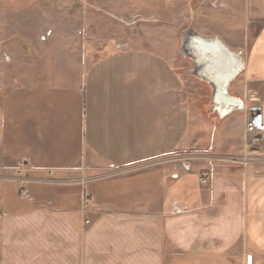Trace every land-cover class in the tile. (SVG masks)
Returning a JSON list of instances; mask_svg holds the SVG:
<instances>
[{"label":"crops","instance_id":"obj_1","mask_svg":"<svg viewBox=\"0 0 264 264\" xmlns=\"http://www.w3.org/2000/svg\"><path fill=\"white\" fill-rule=\"evenodd\" d=\"M89 1L119 40L0 92V264H264V159H225L264 157L245 131L264 115V0ZM189 28L241 54L244 110L210 111Z\"/></svg>","mask_w":264,"mask_h":264},{"label":"rangeland","instance_id":"obj_2","mask_svg":"<svg viewBox=\"0 0 264 264\" xmlns=\"http://www.w3.org/2000/svg\"><path fill=\"white\" fill-rule=\"evenodd\" d=\"M96 12L89 0H0V92L21 79L37 80L40 73L41 81L62 79L64 61L79 57L84 44L119 40L122 28ZM186 61L185 73L194 77Z\"/></svg>","mask_w":264,"mask_h":264},{"label":"water","instance_id":"obj_3","mask_svg":"<svg viewBox=\"0 0 264 264\" xmlns=\"http://www.w3.org/2000/svg\"><path fill=\"white\" fill-rule=\"evenodd\" d=\"M179 53L192 60L193 66L187 73L211 87V112L224 116L244 110V101L228 91L229 83L243 67L240 53L229 49L218 37L200 36L192 28L183 34Z\"/></svg>","mask_w":264,"mask_h":264},{"label":"built area","instance_id":"obj_4","mask_svg":"<svg viewBox=\"0 0 264 264\" xmlns=\"http://www.w3.org/2000/svg\"><path fill=\"white\" fill-rule=\"evenodd\" d=\"M245 131L248 136L247 145L250 147L257 146L260 139L264 137V115L260 109H256L251 112L249 118L246 121ZM225 159L233 163L246 166L248 164L259 161L260 156L257 153H249V154H243L239 157H233V156L226 157ZM25 170L26 169H24L23 167L20 168V170L17 173V176L15 177V180L17 182H23V183L28 182V180L23 177V172ZM200 180L203 183L206 182L203 177L200 178ZM22 194L23 196L27 197L28 196L27 189L24 188ZM83 198H84V209L86 211H89L91 209L89 197L88 195H84ZM245 264H251V255H247Z\"/></svg>","mask_w":264,"mask_h":264}]
</instances>
